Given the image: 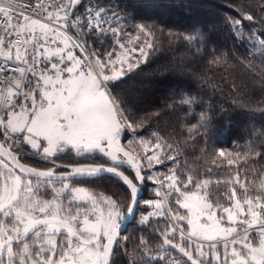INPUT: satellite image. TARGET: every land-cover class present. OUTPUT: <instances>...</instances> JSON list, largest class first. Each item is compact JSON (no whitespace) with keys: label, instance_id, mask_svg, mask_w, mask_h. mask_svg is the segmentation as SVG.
Instances as JSON below:
<instances>
[{"label":"snow or ice","instance_id":"obj_1","mask_svg":"<svg viewBox=\"0 0 264 264\" xmlns=\"http://www.w3.org/2000/svg\"><path fill=\"white\" fill-rule=\"evenodd\" d=\"M117 7L85 0H0V264H111L113 249L131 239L121 234L126 220L144 228L166 213L170 224L153 230L159 243L137 234L129 264H264V181L249 189L237 173L223 181L230 187L228 206L214 204L201 190L220 181L182 178L175 167L157 174L161 166L178 164L180 144L173 147L153 134L128 141L140 149L133 155L120 143L122 133L135 134L139 127L116 89L155 56L157 33L196 51L205 35L201 28L184 34L139 23ZM254 19L252 13H237L224 24L240 38L244 21ZM260 37L264 30L252 37L264 49ZM220 62L214 56L212 63ZM202 103L189 94L176 101L182 108ZM209 121L201 114L185 129L187 135L199 134ZM22 147L53 167L21 163ZM248 152L264 156L254 146ZM67 154L78 160L100 157L111 166L55 163ZM218 156L227 159L223 149ZM124 165L130 174L119 170ZM106 174L122 181V197L76 186ZM145 181L155 182L159 198L145 201L152 211L138 215V185ZM49 189L51 198L45 199L42 193ZM169 198L175 211L166 204Z\"/></svg>","mask_w":264,"mask_h":264},{"label":"trees","instance_id":"obj_2","mask_svg":"<svg viewBox=\"0 0 264 264\" xmlns=\"http://www.w3.org/2000/svg\"><path fill=\"white\" fill-rule=\"evenodd\" d=\"M208 2L213 4V8L202 10ZM85 3L118 6L117 11L132 14L136 22L155 23L166 31L170 29L189 34L194 27L204 30L205 43L196 46L199 51L183 41H170L166 35L157 33L159 47L155 56L123 80L116 91L129 101L136 114L139 131L133 135L137 139L148 140L157 134L173 147L181 145L178 164H169L168 168L161 166L157 174L164 175L175 167L182 178L192 175L198 180L220 181L219 184H209L204 191L211 202L224 206H228L226 196L230 187L223 181L233 179L237 173L246 187H258L264 181V156L249 153L248 149L254 146L256 151L264 153V148L260 147L264 144V55H261L264 49L252 38L253 33L259 35L264 30V12L261 11L264 0H146L140 3L134 0H85ZM177 4L180 6L176 7ZM159 7H163L170 16L164 11H157ZM79 11H83V8H79ZM237 13H252L255 17L254 21H244L246 27L240 38L234 37L224 24L225 17H236ZM94 46L104 47L100 44ZM214 56L221 57V62L212 63ZM137 88L139 95L133 96L132 91ZM183 94L195 96L203 103L179 107L176 101ZM205 113L210 117L207 126L201 128L199 134L189 137L185 129L196 125L200 115ZM128 134L132 135L130 132ZM221 149L225 151L227 159L235 161L234 165L229 166L227 159L218 156ZM26 150L24 147L20 149L24 162L37 167L52 165L36 159ZM56 161L106 164L100 157L78 160L72 154L63 155ZM120 169L131 173L126 166ZM76 183L90 187L94 193L103 191L113 198L122 197L125 193L122 181L113 176ZM141 188L144 194L139 200L138 215L152 211L150 207L146 209L144 202L157 197L154 181H145ZM237 195L243 196L239 187ZM166 204L173 211L176 210L171 198ZM180 214H183V210ZM170 222L167 213L164 217L151 218L144 228L134 219L122 234L131 239L116 247L111 264H129V258L135 255L132 249L137 243V234L159 243L153 230L163 229Z\"/></svg>","mask_w":264,"mask_h":264},{"label":"rangeland","instance_id":"obj_3","mask_svg":"<svg viewBox=\"0 0 264 264\" xmlns=\"http://www.w3.org/2000/svg\"><path fill=\"white\" fill-rule=\"evenodd\" d=\"M136 3H140L141 1H146V0H134ZM167 2L169 1V0H166ZM210 8H213V4L212 3H205L204 5H203V9L202 10H207V9H210ZM157 11H164L165 13H166V15H168V16H170V13L169 12H167V11H165V9L163 8V7H159V8H157ZM196 11H200V10H196ZM82 12V11H81ZM177 87V85H175L174 86V88H176ZM132 94H133V96H138L139 95V90H138V88L137 89H134L133 91H132ZM134 139H137L133 134L132 135H130V134H128V132H127V130L124 132V133H122V135H121V137H120V143L122 144V145H124L125 146V148L128 150V151H130V152H132L133 153V155H136L137 154V152H139L140 151V149L138 148V147H136L134 144L132 145V146H129L128 145V141H132V140H134ZM23 148V147H22ZM26 152H28L27 150H26ZM28 153H30V152H28ZM32 165V164H31ZM33 166H35V165H33ZM124 166H126L127 167V165H124ZM35 167H37V166H35ZM52 167V165H49V166H45V167H38V168H44V169H46V168H51ZM128 168V167H127ZM130 170V169H129ZM3 171V169H0V172H2ZM131 171V170H130ZM143 184L144 183H142L141 184V186H143ZM76 186H78V187H85V188H89L90 189V187H87V186H85V185H82V184H80V183H76ZM156 187H158L157 185H156ZM91 190V189H90ZM193 191H195V190H193ZM204 190H201V194H204ZM99 193H102L104 196H109V195H106V193H104L103 191H101V192H99ZM43 195H44V198L45 199H50L51 198V190L49 189V190H47V191H45V192H43L42 193ZM238 196V195H237ZM238 197H240V195L238 196ZM155 199H158V197H155ZM155 199H153V200H155ZM220 213L218 212L217 213V215H219ZM194 243H195V241H193Z\"/></svg>","mask_w":264,"mask_h":264},{"label":"water","instance_id":"obj_4","mask_svg":"<svg viewBox=\"0 0 264 264\" xmlns=\"http://www.w3.org/2000/svg\"><path fill=\"white\" fill-rule=\"evenodd\" d=\"M21 163H25V164H27L29 167H34V168H37V169H39V170H48V169H49V168L44 169V168H38V167H35V166H33V165L29 164V163L24 162L22 159H21ZM55 163H56V164L69 165L68 163H62V162H58V161H55ZM83 163H84V164H87V163H91V162H83ZM96 164H99V163H96ZM105 166H111V165H106V164H105ZM52 167H53V165H52ZM52 167H51V168H52ZM119 170H120V171H123V170H121L120 168H119ZM58 171H63V169H58ZM125 174H127V173L125 172ZM104 176H111V175H110V174H106V175H104ZM115 178H117V177H115ZM117 179H119V178H117ZM119 180H120V179H119ZM120 181H121V180H120ZM138 187H140V191H139V193H138V200H140V199L142 198L143 194H144V191H143V189L141 188L140 185H138ZM133 220H134V219L129 218L128 220H126V221L124 222L123 227H122V233H121V234H123V233L126 231L127 227L130 225V223H131ZM115 249H116V247L113 249V255H114V251H115ZM113 255H112V257H111V261H112Z\"/></svg>","mask_w":264,"mask_h":264},{"label":"built area","instance_id":"obj_5","mask_svg":"<svg viewBox=\"0 0 264 264\" xmlns=\"http://www.w3.org/2000/svg\"><path fill=\"white\" fill-rule=\"evenodd\" d=\"M20 3H28L29 0H19Z\"/></svg>","mask_w":264,"mask_h":264}]
</instances>
